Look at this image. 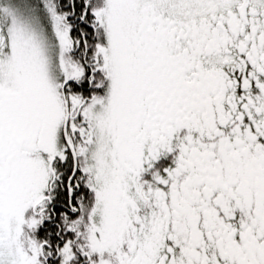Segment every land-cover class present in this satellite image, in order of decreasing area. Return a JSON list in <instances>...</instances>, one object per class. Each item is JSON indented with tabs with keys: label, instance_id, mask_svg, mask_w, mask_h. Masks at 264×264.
<instances>
[{
	"label": "snow or ice",
	"instance_id": "snow-or-ice-1",
	"mask_svg": "<svg viewBox=\"0 0 264 264\" xmlns=\"http://www.w3.org/2000/svg\"><path fill=\"white\" fill-rule=\"evenodd\" d=\"M0 264H264V0H0Z\"/></svg>",
	"mask_w": 264,
	"mask_h": 264
}]
</instances>
